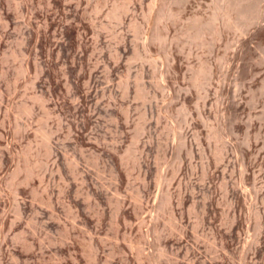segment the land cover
Returning a JSON list of instances; mask_svg holds the SVG:
<instances>
[{"label": "rangeland", "instance_id": "rangeland-1", "mask_svg": "<svg viewBox=\"0 0 264 264\" xmlns=\"http://www.w3.org/2000/svg\"><path fill=\"white\" fill-rule=\"evenodd\" d=\"M213 1L0 0V264H264V1L186 40Z\"/></svg>", "mask_w": 264, "mask_h": 264}, {"label": "bare ground", "instance_id": "bare-ground-1", "mask_svg": "<svg viewBox=\"0 0 264 264\" xmlns=\"http://www.w3.org/2000/svg\"><path fill=\"white\" fill-rule=\"evenodd\" d=\"M72 1V0H71ZM182 0H152V3H151V6H150V8H149V12L151 13V14H153L154 12L156 13V14H154V15H156V16H154L155 17V21H157L158 23H160L161 21H163V23H164V21L166 20L167 22L164 24V28L167 30V29H169L170 27H169V23H168V21L169 20H171V21H173L172 19H175V21H176V17H177V15L179 14L178 13V11L179 10H177L176 8H175V6H178L179 4H180V2H181ZM248 1H250V0H215V1H213V4H214V2H216V7H215V11H213V14H211V18H206V19H208L207 21H204L202 18H200V17H196L195 16V18H193V20H191V23H190V25L188 26V27H186V30H185V35L187 34L188 35V37L186 38V40L189 38V39H191V41H193V42H195V41H199V40H202V41H204L205 40V38H207L206 37V33H208L210 30H208V26H211V25H213L214 27H212V28H214L215 29V32H213V33H215V34H213V33H211L212 35H214V37H216L217 36V34L218 35H220L221 34V32H222V29H221V31H220V27H219V24H221L220 22H222V24L224 23L223 22V20L224 21H226V23L228 22V23H230V24H232V25H234L232 22H235L236 21V19H237V21H239L238 19H241L242 20V22L243 21H245V23L246 22H250L251 20H252V18H249L250 17V15H253L252 13H250V12H253V11H250V9H251V7L249 6V5H247V3H248ZM255 1H257V0H255ZM262 1V0H261ZM264 1V0H263ZM81 3V2H80ZM83 3V2H82ZM182 3V2H181ZM185 3H186V1H185ZM191 3V2H190ZM250 3H252V2H250ZM249 3V4H250ZM254 3V2H253ZM263 3V2H262ZM262 3H261V6H262ZM65 4H67V3H65ZM97 4H98V2H97ZM125 4H127V3H125ZM198 4V3H197ZM207 4V3H206ZM209 4V3H208ZM213 4H212V6H213ZM259 4V3H258ZM99 5V4H98ZM202 5V4H201ZM214 5V6H215ZM263 5H264V3H263ZM120 6H116V7H114V8H112L113 10L112 11H110L107 15H108V17L109 18H112V19H118V17H119V10H120V8H119ZM124 7V6H123ZM127 8H128V6H126ZM64 8V7H63ZM80 8V7H79ZM99 8V6L98 7H96V10ZM207 8H209V7H207ZM211 8V7H210ZM250 8V9H249ZM83 9V8H82ZM101 9V8H100ZM178 9H180V8H178ZM187 9V8H186ZM99 10V9H98ZM102 10V9H101ZM124 10H126V8L124 9ZM207 10V9H206ZM85 11V10H84ZM122 11H123V8H122ZM127 11V10H126ZM199 11V10H198ZM197 11V12H198ZM201 11V10H200ZM255 11H256V9H255ZM254 11V12H255ZM128 12V11H127ZM253 12V13H254ZM261 13V12H260ZM264 13V12H263ZM80 14V13H79ZM95 14H97V13H95ZM122 14H123V12H122ZM204 14V13H203ZM202 14V15H203ZM206 14V13H205ZM66 15V14H65ZM99 15V14H98ZM124 15V14H123ZM196 15V14H195ZM95 16V15H94ZM75 17V16H74ZM97 17V16H96ZM252 17H254V15L252 16ZM262 17V16H261ZM264 17V16H263ZM120 18V17H119ZM179 18V17H178ZM190 18V17H189ZM188 18V19H189ZM257 18V17H256ZM91 19V18H90ZM95 19V18H94ZM249 19H250V21H249ZM150 20V19H149ZM240 20V21H241ZM253 20H256L255 18L253 19ZM252 20V21H253ZM261 20V19H260ZM154 21V22H155ZM259 21V20H258ZM113 22H114V20H113ZM118 22H119V20H118ZM121 22V21H120ZM242 22L240 23V24H242ZM117 23V22H116ZM135 23V22H134ZM134 23H133V26L135 27L136 25H134ZM244 23V24H245ZM257 23H259L260 24V22H257ZM264 23V22H263ZM77 24V23H76ZM206 24H208V26H207V28H205L206 26ZM258 24V25H259ZM106 25V24H105ZM104 25V26H105ZM174 25V24H173ZM178 25H180V24H178ZM227 25V24H226ZM243 25V24H242ZM248 25V24H247ZM222 26V25H221ZM231 26V25H230ZM235 26V25H234ZM239 26H241V25H239ZM250 26V25H249ZM91 27V26H90ZM154 27V26H153ZM222 27H224V26H222ZM221 27V28H222ZM228 27V26H227ZM135 28H137V27H135ZM157 28V27H156ZM182 28V27H181ZM184 28V27H183ZM212 28H209V29H212ZM235 28V27H234ZM250 28V27H249ZM102 29V28H101ZM108 29V28H107ZM158 29V28H157ZM248 29V28H247ZM263 29V28H262ZM62 30V29H61ZM96 30V29H95ZM137 30H138V28H137ZM208 30V32H206ZM228 30V29H227ZM232 30H233V28H232ZM236 30H238L237 28H236ZM178 31V30H177ZM241 31V30H240ZM97 32V31H96ZM184 32V31H183ZM211 32H212V30H211ZM219 32H220V34H219ZM247 32H249L248 30H247ZM61 33V32H60ZM150 33V32H149ZM165 33V32H164ZM223 33V32H222ZM258 33V32H257ZM146 34V33H145ZM171 35V34H170ZM207 35H210V33L209 34H207ZM237 35H238V33H237ZM243 35V34H242ZM258 35V34H257ZM63 36V35H62ZM135 36H136V34H135ZM138 36V35H137ZM136 36V37H137ZM221 36V35H220ZM219 36V37H220ZM244 36V35H243ZM249 36V35H248ZM141 37H142V35H141ZM212 37V36H211ZM232 37V36H231ZM235 37V36H234ZM82 38H83V36H82ZM98 38H100V37H98ZM147 38V37H146ZM137 39H139V38H137ZM137 39H136V41H137ZM143 39V38H142ZM150 39V38H149ZM152 40H149V42L150 41H162L163 39H164V37L162 36V34L161 33H159V32H156V33H154V35H153V37L151 38ZM173 39V38H172ZM179 39H180V37H179ZM210 39V38H209ZM213 39V38H212ZM218 38L216 37V39H215V41L217 40ZM224 39V38H223ZM226 39V38H225ZM93 40V39H92ZM141 40V39H140ZM168 40V39H167ZM181 40V39H180ZM183 40V39H182ZM221 40V39H220ZM246 40V39H245ZM244 40V41H245ZM133 41H134V39H133ZM135 41V42H136ZM207 41V40H206ZM205 41V42H206ZM219 41V40H218ZM223 41V40H222ZM225 41V40H224ZM227 41V40H226ZM243 41V42H244ZM253 41H254V39H253ZM94 42V41H93ZM139 42V41H138ZM138 42H136V43H138ZM186 42V41H185ZM188 42H190V41H188ZM192 42V43H193ZM209 42H212V41H209ZM121 43V42H120ZM181 43H183V42H181ZM187 43V42H186ZM217 43V42H216ZM224 43V42H223ZM228 43V42H227ZM241 43H242V41H241ZM189 44V43H188ZM191 44V43H190ZM198 44V43H197ZM196 44V45H197ZM204 44V43H203ZM209 44V43H208ZM212 44H213V42H212ZM219 44H222V43H220L219 42ZM243 44V43H242ZM244 44H245V42H244ZM126 45V44H125ZM144 45V44H143ZM156 45V44H155ZM166 45V44H165ZM211 45V44H210ZM227 45V44H226ZM135 46H136V44H135ZM144 46H146V47H148V44L146 43ZM153 46V45H152ZM151 46V47H152ZM167 46V45H166ZM170 46V45H169ZM189 46V45H188ZM191 46V45H190ZM202 46V45H201ZM215 46V45H214ZM214 46L212 45V47H210L212 50H214L215 48H214ZM228 46H229V44H228ZM250 46V45H249ZM98 47V46H97ZM113 47V46H112ZM203 47V46H202ZM201 47V48H202ZM209 47V46H208ZM207 47V48H208ZM227 47V46H226ZM235 47V46H234ZM237 47V46H236ZM111 48V47H110ZM118 48V47H117ZM132 48H134V46L132 47ZM131 48V49H132ZM170 48V47H169ZM205 48V47H204ZM229 48V47H228ZM227 48V49H228ZM231 48V47H230ZM135 49V52H134V55L135 56H137V58L139 57L138 55V53H139V51H138V53L136 52L137 50H136V47L134 48ZM145 49V48H144ZM206 49V48H205ZM211 49H209V50H211ZM227 49H226V51H227ZM112 50V49H111ZM110 50V51H111ZM119 50V49H118ZM125 50V49H124ZM141 50V49H140ZM149 50V49H148ZM156 50V49H155ZM160 50V49H159ZM209 50H207V51H209ZM224 50V49H223ZM236 50V49H235ZM244 50H245V48H244ZM247 50V49H246ZM80 51H81V49H80ZM97 51V50H96ZM182 51V50H181ZM218 51V50H217ZM220 51V50H219ZM229 51H230V49H229ZM95 52V51H94ZM116 52V51H115ZM142 52V51H141ZM152 52V51H151ZM168 52V51H167ZM183 52V51H182ZM214 52H216V50L214 51ZM223 52V51H222ZM221 52V53H222ZM243 52V51H242ZM248 52V51H247ZM83 53V52H82ZM120 53V52H119ZM190 53V52H189ZM208 53H210V52H208ZM226 53V52H225ZM229 53V52H228ZM233 53H236V52H233ZM251 53V52H250ZM249 53V54H250ZM95 54V53H94ZM118 54V53H117ZM165 54V53H164ZM163 54V55H164ZM214 54V53H213ZM241 54V53H240ZM111 55V54H110ZM133 54H132V56H134ZM141 55V54H140ZM147 55H149V54H147ZM166 55V54H165ZM169 55V54H168ZM219 55H220V53H219ZM234 55V54H233ZM237 55H238V53H237ZM120 56H122V55H120ZM150 56H151V54H150ZM172 56V55H171ZM216 56V55H215ZM226 56H228L227 54H226ZM241 56V55H240ZM244 56V55H243ZM246 56H247V54H246ZM91 57V56H90ZM115 57V56H114ZM117 57V56H116ZM142 58H143V56H141ZM145 57V56H144ZM168 57V56H167ZM176 57V56H175ZM213 57V56H212ZM235 57V56H234ZM113 58V57H112ZM136 60H138L136 57H134ZM211 58V57H210ZM219 58V57H218ZM217 58V59H218ZM233 58V57H232ZM111 59V58H110ZM121 59V58H120ZM133 59V58H132ZM220 59V58H219ZM223 60H224V58H222ZM235 59V58H234ZM244 59V58H243ZM243 59H242V61H243ZM252 59V58H251ZM172 60V59H171ZM210 60V59H209ZM216 60V59H215ZM214 60V62H216ZM222 60V61H223ZM241 60V59H240ZM264 60V59H263ZM89 61V60H88ZM120 61V60H119ZM133 61H134V59H133ZM207 61V60H206ZM212 61V60H211ZM233 61V60H232ZM131 62H132V60H131ZM130 62V63H131ZM167 62V61H166ZM170 62V61H169ZM204 62V61H203ZM202 62V63H203ZM210 62V61H209ZM238 62H239V60H238ZM89 63V62H88ZM224 63V62H223ZM226 63V62H225ZM233 63V62H232ZM96 64V63H95ZM155 64V63H154ZM154 64H153V66H154ZM168 64V63H167ZM166 64V65H167ZM210 64V63H209ZM237 64V63H236ZM249 64V63H248ZM103 65V64H102ZM165 65V66H166ZM176 65V64H175ZM212 65V64H211ZM240 65V64H239ZM242 65V64H241ZM108 66V65H107ZM201 66V65H200ZM222 66V65H221ZM235 66V65H234ZM220 67V66H219ZM229 67V66H228ZM251 67V66H250ZM253 67V66H252ZM93 68V67H92ZM107 68V67H106ZM114 68V67H113ZM154 68V67H153ZM198 68V67H197ZM211 68V67H210ZM239 68V67H238ZM242 68V67H241ZM129 69H131V68H129ZM213 69V68H212ZM164 70V69H163ZM172 70V69H171ZM196 71H197V69H195ZM209 70L211 71V69H209V66L207 65V66H205V64H204V66L203 67H199V69H198V72H196V75L193 77V79H195V82H196V85H197V83L199 82V81H201L202 79H203V77H204V79H206V77H207V75L209 76L210 74L209 73H211L212 71H214V70H212L211 72H209ZM229 70V69H228ZM238 70V69H237ZM104 71V70H103ZM167 71V70H166ZM169 71V70H168ZM108 72V71H107ZM111 72V71H110ZM158 72V71H157ZM112 73V72H111ZM230 73V72H229ZM91 74V73H90ZM107 73L105 72V75H106ZM155 74V73H154ZM104 75V74H103ZM156 75V74H155ZM97 76V75H96ZM163 76V75H162ZM212 76V75H211ZM79 77V76H78ZM108 78V77H107ZM166 78H168L167 77V74H166ZM213 78V77H212ZM106 79V78H105ZM104 79V80H105ZM142 79V78H141ZM158 79V78H157ZM192 79V80H193ZM208 79H210V78H208ZM161 80V79H160ZM159 80V81H160ZM212 80V79H211ZM97 81V80H96ZM101 81V80H100ZM105 81H108V80H105ZM194 81V80H193ZM88 82V81H87ZM109 82V81H108ZM194 82V83H195ZM104 83H106V82H104ZM122 83V82H121ZM171 83V82H170ZM200 83V82H199ZM108 84V83H107ZM106 84V85H107ZM111 84V83H110ZM124 84V83H123ZM136 84V83H135ZM158 85H161V83L159 84V83H157ZM157 84H156V86L155 87H157ZM201 84V83H200ZM203 84V83H202ZM109 85V84H108ZM122 85V84H121ZM124 85H126V84H124ZM167 85V84H166ZM195 85V86H196ZM199 85V84H198ZM220 85V84H219ZM228 85H230V84H228ZM85 86H86V84H85ZM110 86V85H109ZM223 86V85H222ZM102 87V86H101ZM119 87V86H118ZM144 87V86H143ZM160 87V86H159ZM103 88V87H102ZM113 88H114V86H113ZM130 88V87H129ZM135 88V87H134ZM139 88V87H138ZM144 88H146V87H144ZM167 88V87H166ZM195 88H197V87H195ZM199 88V87H198ZM197 88V89H198ZM220 88V87H219ZM227 88V87H226ZM225 88V89H226ZM105 89H106V87H105ZM111 89V88H110ZM124 89V88H123ZM157 89V88H156ZM172 89V88H171ZM104 90V89H103ZM102 90V91H103ZM114 90V89H113ZM118 90V89H117ZM129 90V89H128ZM220 90V89H219ZM123 91V90H122ZM124 91H125V89H124ZM169 91V90H168ZM87 92V91H86ZM99 92V91H98ZM117 92V91H116ZM146 92V91H145ZM177 92V91H176ZM175 92V93H176ZM91 93V92H90ZM96 93V92H95ZM124 93V92H123ZM143 93V92H142ZM163 93V92H162ZM235 94H236V92H234ZM85 94V93H84ZM97 94V93H96ZM95 94V95H96ZM106 94V93H105ZM105 94H104V96H105ZM138 94H140V92H138ZM147 95H148V93H146ZM171 94V93H170ZM180 94V93H179ZM87 95V94H86ZM98 95V94H97ZM103 95V94H102ZM121 95V94H120ZM124 95H125V93H124ZM127 95V94H126ZM137 94H135V96H136ZM144 95V94H143ZM104 96H103V98H104ZM123 96V95H122ZM128 96V95H127ZM126 96V97H127ZM175 96H176V94H175ZM87 97V96H86ZM108 97V96H107ZM118 97V96H117ZM124 97V96H123ZM234 97V96H233ZM91 98V97H90ZM102 98V97H101ZM113 98V97H112ZM125 98V97H124ZM124 98H121V99H124ZM136 98V97H135ZM137 98H140V99H142L141 98V96L140 97H137ZM172 98V97H171ZM236 98V97H235ZM116 99V98H115ZM169 99V98H168ZM79 100V99H78ZM106 100V99H105ZM104 100V101H105ZM145 100V99H144ZM81 101V100H80ZM100 101V100H99ZM117 101V100H116ZM178 101H180V99L178 100ZM79 101H77V103H78ZM114 102V101H113ZM97 103V102H96ZM116 103V102H115ZM170 103V102H169ZM174 103V102H173ZM98 104V103H97ZM117 104V103H116ZM115 104V105H116ZM172 104V103H171ZM218 104V103H217ZM220 104V103H219ZM109 105H111V104H109ZM124 106V105H123ZM172 106H173V104H172ZM216 106V105H215ZM218 106V105H217ZM221 106V105H220ZM76 107V106H75ZM91 107V106H90ZM108 107H111V106H108ZM126 107V106H125ZM129 107V106H128ZM127 107V108H128ZM104 108H105V105H104ZM114 108V107H113ZM113 108H112V110H113ZM120 108V107H119ZM122 108V107H121ZM126 108V109H127ZM163 108V107H162ZM184 108V107H183ZM182 108V109H183ZM91 109V108H90ZM95 109V108H94ZM106 109H108V108H106ZM109 109H111V108H109ZM185 109V108H184ZM97 110V109H96ZM101 110V109H100ZM125 110V109H124ZM166 111H167V109H166ZM126 112V111H125ZM89 113V112H88ZM96 113V112H95ZM124 113V112H123ZM165 113V112H164ZM170 113V112H169ZM183 113H184V111H183ZM202 113V112H201ZM86 114V113H85ZM91 114V113H90ZM128 114V113H127ZM130 114V113H129ZM187 114V113H186ZM108 115V114H107ZM125 115H126V113H125ZM199 115H201V114H199ZM146 116V115H145ZM159 116V115H158ZM99 117V116H98ZM101 117H103V116H101ZM106 117V116H105ZM111 117V116H110ZM127 117V116H126ZM129 117V116H128ZM161 117V116H160ZM121 118V117H120ZM102 119V118H101ZM112 119V118H111ZM143 119V118H142ZM110 120V119H109ZM117 120V119H116ZM125 120V119H124ZM130 120V119H129ZM86 122V121H85ZM99 122V121H98ZM108 122V121H107ZM130 121H128V123H129ZM187 122V121H186ZM105 123V122H104ZM109 123H111V122H109ZM114 122H112L111 123V125L113 124ZM119 123V122H118ZM125 123V122H124ZM96 125V124H95ZM129 125V124H128ZM140 125V124H139ZM172 125V124H171ZM104 126V125H103ZM110 126V125H109ZM120 126V125H119ZM138 126V125H137ZM173 126V125H172ZM185 126V125H184ZM101 127V126H100ZM111 127V126H110ZM117 127H118V125H117ZM129 127V126H128ZM127 127V128H128ZM141 127V126H140ZM95 128V127H94ZM103 128V127H102ZM136 128V127H135ZM138 128V127H137ZM171 128V127H170ZM77 129H78V127H77ZM97 129H98V127H97ZM109 129V128H108ZM126 129V128H125ZM173 129H176V128H173ZM179 129V128H178ZM182 129V128H181ZM141 130H143L142 129V127H141ZM140 128H138V132L137 133H135L134 135H135V137H134V141L132 142V143H136L137 142V140H138V137H139V133H140ZM164 130H165V128H164ZM98 131V130H97ZM103 131V130H102ZM112 131V130H111ZM110 131V132H111ZM96 132V131H95ZM174 132V131H173ZM173 132H171V133H173ZM87 133V132H86ZM108 133V132H107ZM141 133H142V131H141ZM170 133V134H171ZM178 134H179V132H177ZM182 133H183V131H182ZM99 134V133H98ZM111 134V133H110ZM184 134V133H183ZM94 135V134H93ZM102 135V134H101ZM88 137V136H87ZM94 137V136H93ZM179 137V136H178ZM96 138V137H95ZM133 138V137H132ZM197 138V137H196ZM98 139V138H97ZM180 139V138H179ZM183 139V138H182ZM215 139V138H214ZM95 140V139H94ZM176 140V139H175ZM186 140V139H185ZM198 140V139H197ZM217 140V139H216ZM90 141V140H89ZM105 141V140H104ZM107 141V140H106ZM88 142V141H87ZM122 142V141H121ZM181 142V141H180ZM186 142V141H185ZM99 143V142H98ZM104 143V142H103ZM107 143V142H106ZM176 143V142H175ZM197 143V142H196ZM200 143V142H199ZM180 144V143H179ZM188 144V143H187ZM77 145V144H76ZM101 145V144H100ZM109 145V144H108ZM199 145V144H198ZM223 145H225V144H223ZM222 145V146H223ZM227 145V144H226ZM225 145V146H226ZM231 145V144H230ZM99 146V145H98ZM122 146V145H121ZM133 146V145H132ZM182 146V145H181ZM191 146V145H190ZM109 147V146H108ZM117 147V146H116ZM80 148V147H79ZM91 148V147H90ZM112 148V147H111ZM110 148V149H111ZM178 148H180V147H178ZM188 148V147H187ZM223 148V147H222ZM225 148V147H224ZM223 148V149H224ZM112 149H114V148H112ZM134 148H128L127 149V151L125 152L126 153V155L127 156H130L131 154H135L133 151ZM182 150L184 149V148H181ZM217 149V148H216ZM221 149V148H220ZM109 150V149H108ZM178 150V149H177ZM176 150V151H177ZM219 150V149H218ZM218 150H216V151H218ZM222 150V149H221ZM225 150V149H224ZM101 151V150H100ZM125 151V150H124ZM174 151V150H173ZM179 151H180V149H179ZM80 152V151H79ZM113 152V151H112ZM180 152H182V151H180ZM179 152V153H180ZM188 152V151H187ZM224 152V151H223ZM222 152V153H223ZM96 153V152H95ZM101 153V152H100ZM114 153V152H113ZM124 153V154H125ZM140 153V152H139ZM178 154V153H177ZM181 154V153H180ZM216 154V153H215ZM223 154H225V153H223ZM82 155V154H81ZM89 155V154H88ZM87 155V156H88ZM93 155V154H92ZM222 155V154H221ZM66 156V155H65ZM84 156V155H83ZM83 156H80V157H82L83 158ZM90 156V155H89ZM96 156V155H95ZM118 156V155H117ZM121 157H122V155H120ZM135 156V155H134ZM134 156H133V158H134ZM175 156H177V155H175ZM180 156V155H179ZM216 156V155H215ZM85 157V156H84ZM93 157V156H92ZM66 158V157H65ZM86 158V157H85ZM96 158V157H95ZM98 158V157H97ZM103 158V157H102ZM101 158V159H102ZM126 158V157H125ZM132 158V159H133ZM181 158V157H180ZM218 158V157H217ZM68 159H69V157H68ZM78 159V158H77ZM76 159V160H77ZM131 159V158H130ZM135 159H136V157H135ZM223 159V158H222ZM80 160V159H79ZM121 160V159H120ZM141 160V159H140ZM178 160V159H177ZM70 161H71V159H70ZM75 161V160H74ZM96 161V160H95ZM99 161V160H98ZM109 161V160H108ZM137 161H139V160H137ZM123 162V161H122ZM121 162V163H122ZM68 163V162H67ZM77 163V162H76ZM91 163V162H90ZM99 163V162H98ZM109 163V162H108ZM127 163V162H126ZM181 163V162H180ZM65 164V163H64ZM73 164V163H72ZM81 164V163H80ZM79 164V165H80ZM93 164V163H92ZM77 165H78V163H77ZM86 165H88L87 163H86ZM94 165H96V163H94ZM180 165V164H179ZM66 166H67V164H66ZM98 166V165H97ZM102 166V165H101ZM105 166V165H104ZM72 167V166H71ZM74 167H76V166H74ZM82 167V166H81ZM88 167H89V165H88ZM92 167V166H91ZM95 166H93L92 168H94ZM99 167V166H98ZM177 167H179V166H177ZM70 168V167H69ZM84 168V167H83ZM104 168V167H103ZM111 168H113V167H111ZM181 168V167H180ZM71 169V168H70ZM91 169V168H90ZM114 169V168H113ZM74 170V169H73ZM77 170H79V169H77ZM98 170V169H97ZM180 170V169H179ZM71 171V170H70ZM86 171V170H85ZM93 171V170H92ZM94 171H95V169H94ZM119 171V170H118ZM177 171V170H176ZM90 172V171H89ZM205 173V172H204ZM83 174V173H82ZM89 175H90V173H88ZM72 175H73V173H72ZM100 175V174H99ZM159 175V174H158ZM167 175V174H166ZM172 175V174H171ZM75 176V175H74ZM73 176V177H74ZM97 176V175H96ZM165 176V175H164ZM93 178H94V176H93ZM97 178V177H96ZM167 178V177H166ZM159 179H160V177H159ZM83 180V179H82ZM96 181V180H95ZM163 181H165V179L163 180ZM97 184V183H96ZM170 184H171V182H170ZM169 184V185H170ZM83 185V184H82ZM81 185V186H82ZM168 185V184H167ZM226 185V184H225ZM80 186V187H81ZM85 186H87V184H85ZM94 186V185H93ZM161 187V186H160ZM224 187H226V186H224ZM88 188V187H87ZM95 188V187H94ZM162 188H164V187H162ZM80 189V188H79ZM82 190V189H81ZM160 190V189H159ZM158 190V191H159ZM167 190V189H166ZM88 191H89V188H88ZM164 191V190H163ZM82 192V191H81ZM242 192H244V191H242ZM249 193V192H248ZM88 194V193H87ZM90 194V193H89ZM88 194V195H89ZM77 195V194H76ZM164 195V194H163ZM227 195V194H226ZM227 197V196H226ZM162 198H164V196L162 197ZM177 200V199H176ZM182 200V199H181ZM228 199H226V201H227ZM118 201H119V198H118ZM118 201H117V203H118ZM160 201H161V198H160ZM162 201H164V200H162ZM161 201V202H162ZM170 201H171V194L170 193H167L166 194V196H165V205H168L169 203H170ZM173 201V200H172ZM232 201V200H231ZM247 201V200H246ZM121 202V201H120ZM119 202V203H120ZM118 203V205H120ZM123 203V202H122ZM226 203H228V202H226ZM115 204H116V202H115ZM125 204V203H124ZM163 204V203H162ZM117 205V206H118ZM160 205V204H159ZM158 205V206H159ZM122 206V205H121ZM119 207V206H118ZM163 207V206H162ZM117 208V207H116ZM116 208H115V210H116ZM119 209V208H118ZM160 209V208H159ZM165 209V208H164ZM174 210V209H173ZM119 211H120V209H119ZM155 211H156V209H155ZM170 211V210H169ZM121 212H122V210H121ZM158 212V211H157ZM166 212V211H165ZM164 212V213H165ZM231 212V211H230ZM117 213V212H116ZM159 213V212H158ZM168 213V212H167ZM170 213V212H169ZM160 214V213H159ZM173 214V213H172ZM176 214V213H175ZM119 215V214H118ZM162 215H163V213H162ZM171 215V214H170ZM159 216V215H158ZM176 215H174V217H175ZM161 218V217H160ZM158 219V218H157ZM173 219V218H172ZM228 219V218H227ZM229 220V219H228ZM173 221V220H172ZM233 222V221H232ZM159 223V222H158ZM75 224V223H74ZM229 224V223H228ZM159 225V224H158ZM166 225V224H165ZM176 225V224H175ZM154 226V225H153ZM171 226H173V225H171ZM179 227V226H178ZM200 227V226H199ZM232 227V226H231ZM151 228V227H150ZM149 228V229H150ZM171 228V227H170ZM173 228V227H172ZM183 228V227H182ZM160 229H161V227H160ZM154 230V229H153ZM157 230V229H156ZM155 230V231H156ZM228 230V229H227ZM178 231V230H177ZM64 232V231H63ZM67 232V231H66ZM148 233V232H147ZM158 233V232H157ZM156 234V233H155ZM159 234H160V232H159ZM158 234V235H159ZM142 235V234H141ZM140 235V236H141ZM152 235H154V234H152ZM157 235V234H156ZM64 236V235H63ZM144 236V235H143ZM150 236V235H149ZM155 236V235H154ZM66 237V236H65ZM150 238V237H149ZM66 239V238H65ZM141 239V238H140ZM148 239V238H147ZM149 240V239H148ZM143 241H145V239H143ZM156 241V240H155ZM148 242V241H147ZM161 242V241H160ZM140 243V242H139ZM142 243V242H141ZM195 245V244H194ZM222 245V244H221ZM224 245V244H223ZM160 248V247H159ZM212 248V247H211ZM141 249V248H140ZM139 249V250H140ZM196 249V248H195ZM141 251V250H140ZM191 251V250H190ZM197 251V250H196ZM246 251V250H245ZM144 252V251H143ZM140 253H142V251L140 252ZM160 254H162V253H160ZM158 256V255H157ZM138 257H140V256H138ZM154 258H155V256H153ZM141 258V257H140ZM217 259V258H216ZM215 259V260H216ZM190 260V259H189ZM209 260V259H208ZM200 261V260H199ZM210 261V260H209ZM220 260H218V262H219ZM189 262V261H188ZM197 262V261H196ZM193 263V262H192ZM195 263V262H194ZM207 263V262H206ZM189 264V263H188Z\"/></svg>", "mask_w": 264, "mask_h": 264}]
</instances>
